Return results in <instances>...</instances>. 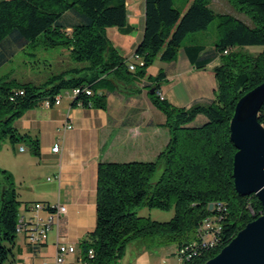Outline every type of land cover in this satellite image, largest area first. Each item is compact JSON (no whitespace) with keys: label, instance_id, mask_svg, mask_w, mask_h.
I'll use <instances>...</instances> for the list:
<instances>
[{"label":"trees","instance_id":"1","mask_svg":"<svg viewBox=\"0 0 264 264\" xmlns=\"http://www.w3.org/2000/svg\"><path fill=\"white\" fill-rule=\"evenodd\" d=\"M228 1L250 22L215 11L209 0H183L178 5L174 0H144V33L135 49L144 65L129 70L105 32L126 24V0H0V67L30 44L63 47L73 62L40 83L0 76V141L24 143L33 153H38L37 141L20 133L14 122L45 99L51 106L61 91L79 88L72 105L105 109L103 91L144 78L157 58L173 61L183 50L196 69L219 59L212 68L217 87L206 104L175 106L155 93L164 72L147 77L146 87L154 88L149 98L165 115L169 138L154 160L98 163L95 226L78 243V255L88 264H114L131 241L154 236L175 242L177 248L188 247L190 258L179 264H202L264 212L254 194L241 195L234 188L236 149L229 138L235 103L264 82V0ZM215 18L211 46L196 36L187 40L207 30ZM250 46L262 50L256 55L242 51ZM199 114L204 119L197 123ZM257 119L264 126V103ZM20 204L12 174L0 168V264L15 260ZM44 204L54 210L53 204ZM139 207L172 209L173 216L152 220L138 215ZM206 218H212L206 233L214 245L202 247L200 229ZM26 244L33 252L40 248Z\"/></svg>","mask_w":264,"mask_h":264},{"label":"crops","instance_id":"2","mask_svg":"<svg viewBox=\"0 0 264 264\" xmlns=\"http://www.w3.org/2000/svg\"><path fill=\"white\" fill-rule=\"evenodd\" d=\"M126 10V24L108 27L105 32L111 47L129 63L144 33V0H126ZM154 63L156 72L152 73ZM218 63L217 58L204 69H196L183 50H179L173 61L155 59L144 78L122 83L120 89L103 91L105 109L72 105L73 99L65 95L57 105L46 107L39 103L16 119L18 131L38 143V153H33L24 143L12 145L7 140L0 141V155L4 159L0 168L12 174L21 202L19 215L28 218L32 214L29 207L37 201L62 204L66 212L35 252L27 247L24 234L18 232L22 239L16 241L15 260L4 264H40L42 260L52 264L56 243L73 244L78 249L79 241L95 226L98 163L154 160L168 141L165 115L149 98L147 77L162 70L165 75L159 90L163 98L175 106L188 108L213 99L217 84L212 68ZM8 76L18 82H29L23 76ZM203 119L199 114L195 121L200 123ZM67 123L72 127L66 128ZM54 143L58 144V151H52ZM38 213L43 219L47 216L46 210Z\"/></svg>","mask_w":264,"mask_h":264},{"label":"water","instance_id":"3","mask_svg":"<svg viewBox=\"0 0 264 264\" xmlns=\"http://www.w3.org/2000/svg\"><path fill=\"white\" fill-rule=\"evenodd\" d=\"M153 92L150 88L149 93ZM263 103L264 82L235 103L229 138L236 149L232 164L234 188L241 195L254 194L264 209V126L257 119ZM202 264H264V212Z\"/></svg>","mask_w":264,"mask_h":264},{"label":"rangeland","instance_id":"4","mask_svg":"<svg viewBox=\"0 0 264 264\" xmlns=\"http://www.w3.org/2000/svg\"><path fill=\"white\" fill-rule=\"evenodd\" d=\"M179 1L183 0H174L175 5H178ZM209 2L217 12H226L241 20L249 21V18L244 13L234 10L228 0H209ZM216 22L217 19L215 18L210 23L207 30L197 32L194 35H189L187 40L191 36H197L206 44L213 43L216 38ZM261 50V46H250L242 49V51L253 55H256ZM71 62L68 50L63 47L47 49L39 45L32 46L30 44L21 52H18L11 61L0 67V76L4 77L8 76V74L19 78L23 76V79L26 78V81L28 79V81L40 83L51 73L58 72L59 70L72 65L73 63ZM152 69L154 70L152 73H155V63L152 65ZM2 157L3 156L0 155V161L3 162L4 159ZM159 172L160 171L157 172V175ZM137 214L148 216L152 220L167 221L173 216V210L139 207L137 209ZM21 239L22 235L17 234L16 241H20ZM176 251L177 244L175 242H166L162 237L154 236L139 238L127 244L123 253L114 264H179ZM69 259L74 260V255H67L64 264H67ZM75 264L82 263L76 261Z\"/></svg>","mask_w":264,"mask_h":264},{"label":"built area","instance_id":"5","mask_svg":"<svg viewBox=\"0 0 264 264\" xmlns=\"http://www.w3.org/2000/svg\"><path fill=\"white\" fill-rule=\"evenodd\" d=\"M129 70H135L136 66H143L144 61L137 54L133 55V61L127 63ZM79 88H73L70 90H63L59 94L54 97L52 101V105H57L60 103V100L63 96H70L72 99L80 92ZM86 94H90V91L84 89ZM156 95L159 96L160 99H163V95L159 89L156 90ZM80 105V102H78ZM43 105L46 107L50 106V101L45 99L43 101ZM72 124L67 123L66 128H71ZM58 144L54 143L52 146V151H58ZM20 150H23V147H20ZM29 207V206H28ZM54 210L48 211L46 205L43 202H33L32 206H30V210L32 214L25 218L23 216L18 217L17 220V231L22 232L26 238V241L31 245H43L46 242L47 232L50 230L52 226H58L63 214L66 212V207L62 204H53ZM46 210L47 216L46 218H41L39 215V211ZM212 223V218H206L201 227V236H200V246L205 247L209 245H214V240L211 236H209L206 231L210 227ZM177 255L179 259V263L184 260L190 258V254L188 253V247L181 246L177 248ZM74 255V260L72 262H68L67 264H75L76 261H80L82 264H88L87 260H84L81 255H78L77 247L73 244L66 243H56L55 252L53 255L52 264H64L65 258L67 255ZM88 255H92V250L88 251ZM40 264H51L47 260H42Z\"/></svg>","mask_w":264,"mask_h":264}]
</instances>
